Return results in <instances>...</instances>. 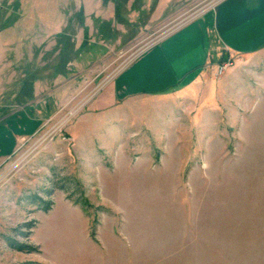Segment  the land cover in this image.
Instances as JSON below:
<instances>
[{"label": "rangeland", "instance_id": "374dc122", "mask_svg": "<svg viewBox=\"0 0 264 264\" xmlns=\"http://www.w3.org/2000/svg\"><path fill=\"white\" fill-rule=\"evenodd\" d=\"M219 1L0 0V264H264V49L112 87Z\"/></svg>", "mask_w": 264, "mask_h": 264}, {"label": "crops", "instance_id": "0c3cea01", "mask_svg": "<svg viewBox=\"0 0 264 264\" xmlns=\"http://www.w3.org/2000/svg\"><path fill=\"white\" fill-rule=\"evenodd\" d=\"M262 49L264 0H220L136 57L112 87L118 98H172L213 74L223 56L230 54L239 61ZM22 128L18 130L25 132ZM22 134L14 136L9 148L0 146V160L16 149Z\"/></svg>", "mask_w": 264, "mask_h": 264}, {"label": "built area", "instance_id": "2783aa9c", "mask_svg": "<svg viewBox=\"0 0 264 264\" xmlns=\"http://www.w3.org/2000/svg\"><path fill=\"white\" fill-rule=\"evenodd\" d=\"M227 64L229 66L230 62L229 61H228V63L222 62V63H219V64H217L215 66V74H216V76L219 77V76H221L224 73V71L227 69Z\"/></svg>", "mask_w": 264, "mask_h": 264}, {"label": "trees", "instance_id": "16d2710c", "mask_svg": "<svg viewBox=\"0 0 264 264\" xmlns=\"http://www.w3.org/2000/svg\"><path fill=\"white\" fill-rule=\"evenodd\" d=\"M81 206H84L83 204H81Z\"/></svg>", "mask_w": 264, "mask_h": 264}]
</instances>
